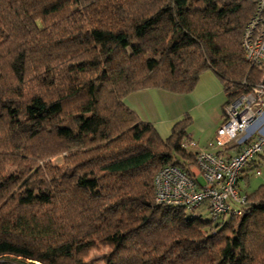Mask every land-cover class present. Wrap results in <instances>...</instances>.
<instances>
[{
    "label": "trees",
    "instance_id": "16d2710c",
    "mask_svg": "<svg viewBox=\"0 0 264 264\" xmlns=\"http://www.w3.org/2000/svg\"><path fill=\"white\" fill-rule=\"evenodd\" d=\"M253 8V0H0L10 78L0 79V159L18 166L0 169V258L86 264L105 245L103 264H264V184L245 192L242 214L216 221L204 207L156 203V171L194 164L181 147L191 120L163 138L123 101L147 87L190 92L207 69L227 101L264 83L256 78L264 66L246 61L240 45ZM29 69L35 89L25 88ZM62 152L63 165L40 163Z\"/></svg>",
    "mask_w": 264,
    "mask_h": 264
},
{
    "label": "built area",
    "instance_id": "2783aa9c",
    "mask_svg": "<svg viewBox=\"0 0 264 264\" xmlns=\"http://www.w3.org/2000/svg\"><path fill=\"white\" fill-rule=\"evenodd\" d=\"M253 2V11L241 31L240 45L244 59L262 68L264 0ZM253 125L256 127L251 129ZM181 147L193 156L195 171H185L177 165L158 169L152 182L155 202L188 210L204 207L213 221L242 214L249 201L239 188V176L264 153V83H253L226 101L221 123L204 144L188 137ZM257 167L254 171L259 174Z\"/></svg>",
    "mask_w": 264,
    "mask_h": 264
},
{
    "label": "crops",
    "instance_id": "0c3cea01",
    "mask_svg": "<svg viewBox=\"0 0 264 264\" xmlns=\"http://www.w3.org/2000/svg\"><path fill=\"white\" fill-rule=\"evenodd\" d=\"M123 101L141 120L150 122L163 138L169 135L175 121L189 116L191 121L187 127V136L198 144H204L213 137L221 123L227 96L223 82L214 71L207 69L199 75L190 92L172 93L147 87L128 93ZM254 127L256 125L251 126V129ZM263 156L264 153L260 154L256 161ZM256 164L257 162L244 168V172L239 176L238 185L244 193L250 192L245 189L249 180L248 169H255ZM187 167L188 170L195 171L194 164Z\"/></svg>",
    "mask_w": 264,
    "mask_h": 264
},
{
    "label": "rangeland",
    "instance_id": "374dc122",
    "mask_svg": "<svg viewBox=\"0 0 264 264\" xmlns=\"http://www.w3.org/2000/svg\"><path fill=\"white\" fill-rule=\"evenodd\" d=\"M62 65L60 63H55V68L59 71ZM91 74L89 73L88 77ZM72 77H74V73H71ZM6 81L9 83L10 82V78L8 75V70L6 67V63L5 61L0 62V79H5ZM256 78H262L264 79V70H261L258 74H256ZM26 79L28 81H26L25 83V88H27V86H29V89H35L37 88V83L35 81V77H34V73L32 72L31 69H29V71L27 72V76ZM80 80V78L78 79ZM77 81V79L75 80V82ZM24 94L20 95V98L22 97H26L25 93H28L27 91L23 92ZM71 107L70 105L67 107V112H66V116L71 112ZM75 112V110H73ZM72 111V112H73ZM66 152H62L60 154H56L54 156H48L46 157L44 160H41L40 163L43 164L44 162H49L50 164L54 165V166H61L66 162ZM23 163L25 164V166H30L33 165V161L30 159H23L22 160ZM257 162V168L259 169L260 173L258 175H256L255 171H254V167H251L250 169H248V182L247 185L245 187V189L247 191L252 192L254 189H256L260 184L264 183V156L261 157L259 159V161ZM16 162L11 160V159H0V169L2 171H8L11 170L18 166L15 165ZM14 168V169H15ZM202 209H195L192 213L196 214V213H202L201 212ZM189 212V210L187 211ZM204 216L208 217L207 213H203ZM213 233V232H212ZM110 248L105 246V245H98L96 249H93L92 251L89 252V254L87 255V257L84 259L86 264H103V258L106 254L109 253ZM0 264H39L38 262H31L29 260H20L17 258H12V257H4V258H0Z\"/></svg>",
    "mask_w": 264,
    "mask_h": 264
}]
</instances>
